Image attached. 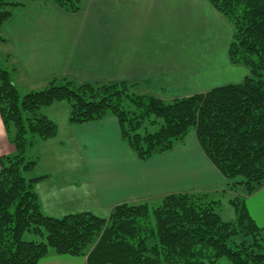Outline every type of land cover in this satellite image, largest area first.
<instances>
[{
	"label": "trees",
	"instance_id": "obj_1",
	"mask_svg": "<svg viewBox=\"0 0 264 264\" xmlns=\"http://www.w3.org/2000/svg\"><path fill=\"white\" fill-rule=\"evenodd\" d=\"M32 0H0V29L12 9ZM64 11L80 0H53ZM234 27L230 59L248 67L239 83L165 102L121 83H80L54 78L39 90L20 94L0 60V114L15 152L0 157V264H37L50 251L87 255L88 264H264V228L250 216L242 194L264 186V0H210ZM0 40H5L0 35ZM70 105L69 121L117 118L122 138L140 160L168 152L191 130L204 152L230 181L236 211L225 221L219 200L207 194L166 195L160 204L120 203L108 217L92 212L53 217L43 213L28 178L36 160L27 152L36 139L58 134V124L41 109ZM45 240H25L24 234Z\"/></svg>",
	"mask_w": 264,
	"mask_h": 264
},
{
	"label": "crops",
	"instance_id": "obj_2",
	"mask_svg": "<svg viewBox=\"0 0 264 264\" xmlns=\"http://www.w3.org/2000/svg\"><path fill=\"white\" fill-rule=\"evenodd\" d=\"M80 3L75 13L53 0L12 9L0 29L5 39L0 53L19 90H37L67 76L80 83H134L141 92L171 102L242 82L250 73L230 59L234 27L210 0ZM55 104L60 103L41 109L54 121L49 110ZM15 149L0 114V157ZM30 149L37 162L28 178L42 176L33 190L43 213L53 217L80 212L108 217L120 203L151 204L174 193L204 192L212 200L232 193L194 129L172 150L148 160L135 155L111 114L99 121H67L55 137L36 139ZM237 189L264 228V186L251 195ZM37 264H88V259L50 251Z\"/></svg>",
	"mask_w": 264,
	"mask_h": 264
},
{
	"label": "rangeland",
	"instance_id": "obj_3",
	"mask_svg": "<svg viewBox=\"0 0 264 264\" xmlns=\"http://www.w3.org/2000/svg\"><path fill=\"white\" fill-rule=\"evenodd\" d=\"M8 1H17V0H8ZM0 52H1V50H0ZM0 60H1L2 64H3L4 63V60L2 58L1 53H0ZM55 78H59V77H55ZM68 78H72V77H68ZM72 79H74V78H72ZM50 81L48 82V84L50 83ZM131 84H134V83H131ZM134 85H135V88H134L135 91L140 92V93H144V92H141L138 89V87H137L138 85L137 84H134ZM42 88H44V87H42ZM42 88H40V89H42ZM37 90H39V89H37ZM19 91H20V94L21 95H24V94L27 93V90L24 89V88H21ZM32 91H34V90H32ZM58 103H60V104H55V106H53L52 108H50L49 112H51L50 113V114H52L51 116H54L55 122L58 124V129L63 130L64 129V124L66 125L67 121H69L70 105H69V103L67 101L58 102ZM26 155H27L28 158L33 159V160L36 158V153L32 149L28 150V152H27ZM27 176L29 177L30 174H27ZM195 192H197V191H195ZM198 193H204V192H198ZM232 193L231 192L230 193L223 192V194H219L218 196H216L217 198L214 195V197L216 198V200H219L220 201L219 209L218 210H219L220 215L222 216V218L225 221H233L236 218V211H235L234 205L231 203V199L234 196ZM240 193H241V191L238 190L237 191V194H240ZM204 194H206V193H204ZM211 197H213V196H211ZM161 201H162V199L159 202L158 201H153V202H151L150 205L152 207H155L158 204H160ZM24 239L25 240L42 241V240H45V233H44V235H41V234H35V233H32V232H26L24 234ZM220 263L221 264H233L227 258L220 259ZM175 264H180V263H175Z\"/></svg>",
	"mask_w": 264,
	"mask_h": 264
}]
</instances>
